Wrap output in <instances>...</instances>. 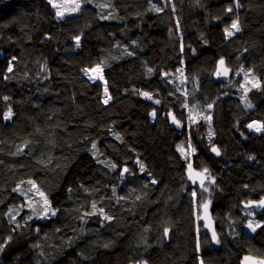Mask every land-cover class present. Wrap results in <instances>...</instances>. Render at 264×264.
<instances>
[{"label":"trees","instance_id":"1","mask_svg":"<svg viewBox=\"0 0 264 264\" xmlns=\"http://www.w3.org/2000/svg\"><path fill=\"white\" fill-rule=\"evenodd\" d=\"M235 19L239 31L227 35ZM0 52V264H239L246 253L264 256V212L240 206L264 196V71L247 94L241 76L219 92L215 107H228L232 127L212 140L192 135V163L216 178L209 194L217 243L177 149L185 125L173 129L163 117L173 108L183 121L184 97L161 75L184 67L207 97L219 58L235 71L264 65V0H81L62 18L49 0H0ZM97 64L107 102L102 84L84 74ZM253 119L263 124L257 133L248 128ZM125 164L135 175L121 177ZM32 182L55 214L34 210L39 201L25 194ZM251 213L261 221L254 232L246 229Z\"/></svg>","mask_w":264,"mask_h":264},{"label":"rangeland","instance_id":"2","mask_svg":"<svg viewBox=\"0 0 264 264\" xmlns=\"http://www.w3.org/2000/svg\"><path fill=\"white\" fill-rule=\"evenodd\" d=\"M49 1L52 3V5H56L55 7H53L56 11L57 17L59 18H62L67 14L76 13L81 7V0ZM58 13H62V15H58ZM235 21L238 20L235 19ZM227 30L231 31L233 34L237 32L231 27ZM1 55L2 53L0 52V56ZM152 71L153 70L150 66L145 65L142 70L141 76L147 77L152 73ZM263 71L264 65L260 63L250 69L239 68L235 71L234 76H241L242 78L241 85L243 87V94H247L249 90L259 85L260 75ZM84 74L92 80L98 81L102 84L103 98L105 101H110V92L107 85V81L104 76L103 65L97 64L92 67L85 68ZM161 75L164 76L169 82H171L175 90H177V92L182 94V96L184 97L182 102V106H184L183 108L185 110V119L183 120V124L185 125L187 133L184 139L178 143L177 149L183 155V157L186 158L187 162L192 163V157L197 151V147H195V145L193 144V134H197L200 139L212 140L216 135L220 133L221 130H226L232 127L235 123V120L226 105H221L218 110L215 107V103L220 96L219 92L227 85V83H218L214 88L213 92L207 97H204L200 95L197 90V78L195 77L193 82H191L184 67H180L174 72H166L163 70L161 72ZM143 95L154 99L156 102H159L158 98L153 97L148 92H143ZM210 105L211 107H209ZM155 113L153 115H155ZM255 120L253 119L249 122V129V125H252L253 123L251 122ZM213 146L214 144L212 145V147ZM137 165L139 170L144 169L140 163L137 162ZM201 170L205 171V173L207 174L208 182L203 187H200L201 190L199 191V194L201 195L199 204V215H201L203 203H205L207 200H210V202H212V198L210 197L209 193L212 192V187L216 182L215 176H213L208 169L202 168ZM25 194L28 201L31 200V196H34L35 202L39 201V205L37 206L35 204L34 208L35 211L38 207L40 208L39 215H50L51 213L55 212V210L51 206L50 200L48 199L46 194L35 184V182L29 184L28 191ZM249 215L251 216V220L249 222H251L254 227L257 224H261V221L256 216H254V214L251 213ZM249 222L246 225V229L250 232H254L251 228L248 227ZM256 228L257 227H255V230Z\"/></svg>","mask_w":264,"mask_h":264},{"label":"water","instance_id":"3","mask_svg":"<svg viewBox=\"0 0 264 264\" xmlns=\"http://www.w3.org/2000/svg\"><path fill=\"white\" fill-rule=\"evenodd\" d=\"M230 10H228V15H230ZM218 20H215L217 22ZM221 60L223 61V64H221ZM235 73V69L231 67L226 58L221 57L217 60L216 68L213 73V79L216 84L220 82L229 83L231 82L233 76ZM165 119L169 121V124L171 128L183 131L184 130V124L182 119L177 115L175 110L173 108L169 109L163 116ZM216 149L217 151H213V149ZM213 155L215 157H219L221 155V151L218 148L217 145H214L212 147ZM127 169V171H125ZM120 175L122 178H125L126 176H133L135 175V170L130 168L127 164L123 165L120 171ZM186 175L188 180L192 184H198L200 187H203L208 182V176L205 173V171L197 168L194 166L193 163L189 162L187 164L186 169ZM264 201V196L261 198H250L248 200L242 201V207L246 211H262L264 212V204H261L260 202ZM200 221L204 225V229L212 235L215 234V239H213L214 243H217L218 241V232H217V221L213 215L212 209H211V202L210 200H207L202 205V211L201 215L199 217ZM247 258V259H245ZM264 262V256H259L251 253H246L242 256V258L239 261V264H262ZM130 264H141L140 261L138 262H131Z\"/></svg>","mask_w":264,"mask_h":264},{"label":"snow or ice","instance_id":"4","mask_svg":"<svg viewBox=\"0 0 264 264\" xmlns=\"http://www.w3.org/2000/svg\"><path fill=\"white\" fill-rule=\"evenodd\" d=\"M54 7L56 6V5H53ZM157 10H159V9H157ZM229 10H231V9H229ZM58 15H62V13H58ZM231 28L232 29H235L236 31H239V24H238V21H234L233 22V24L231 25ZM226 31H227V33H228V35H232L233 33L231 32V31H229V30H227L226 29ZM79 37H76V40L77 41H79ZM221 64H223V61L221 60ZM9 71H11V68H9ZM258 86V85H257ZM105 102H107V100L105 101ZM209 107H211V105L209 106ZM11 115V112H9L8 114H7V116H10ZM7 118V117H6ZM253 125H249V127H252ZM256 130L257 131H260L261 130V128L260 127H257L256 128ZM213 151H217L215 148L213 149ZM143 167V166H142ZM125 171H127V169H125ZM261 204H264V201H261L260 202ZM93 207H95V205H93ZM102 211V210H101ZM53 214H55L54 212H53ZM109 219H110V217H109ZM260 225L259 224H257L255 227H259ZM248 227L249 228H251L253 231H255V227L253 226V224L251 223V222H249V224H248ZM213 239H215V234H213ZM218 242V241H217ZM245 259H247V258H245ZM262 264H264V262H262Z\"/></svg>","mask_w":264,"mask_h":264},{"label":"built area","instance_id":"5","mask_svg":"<svg viewBox=\"0 0 264 264\" xmlns=\"http://www.w3.org/2000/svg\"><path fill=\"white\" fill-rule=\"evenodd\" d=\"M251 123H253L252 124L253 126L250 127V130L253 131V132H256V133L259 132V131L256 130L257 127H260L261 129L263 128V124H262L261 120H255V121H253Z\"/></svg>","mask_w":264,"mask_h":264},{"label":"bare ground","instance_id":"6","mask_svg":"<svg viewBox=\"0 0 264 264\" xmlns=\"http://www.w3.org/2000/svg\"><path fill=\"white\" fill-rule=\"evenodd\" d=\"M240 206H241L242 210H244L243 207H242V201L240 202ZM244 211H246V210H244ZM246 212H253V210L252 211H246Z\"/></svg>","mask_w":264,"mask_h":264}]
</instances>
